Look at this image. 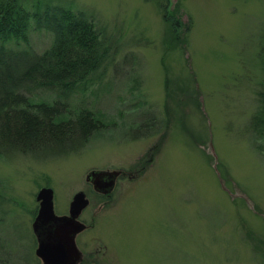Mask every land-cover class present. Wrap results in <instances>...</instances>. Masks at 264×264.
<instances>
[{"label":"rangeland","instance_id":"1","mask_svg":"<svg viewBox=\"0 0 264 264\" xmlns=\"http://www.w3.org/2000/svg\"><path fill=\"white\" fill-rule=\"evenodd\" d=\"M36 1L86 11L118 48L100 81L68 100L103 121L86 145L62 157L0 158V264H39L36 193L52 188L54 211L66 213L76 192L90 191L92 169L131 173L104 207L87 208L94 227L82 236L91 241L85 250L99 241L116 264H264V130L253 124L264 0L22 4L33 14ZM164 11L177 16L178 38ZM28 39L41 53L53 34L35 28Z\"/></svg>","mask_w":264,"mask_h":264},{"label":"trees","instance_id":"2","mask_svg":"<svg viewBox=\"0 0 264 264\" xmlns=\"http://www.w3.org/2000/svg\"><path fill=\"white\" fill-rule=\"evenodd\" d=\"M22 1L0 0V158L67 156L78 152L103 127L99 113L84 106L73 110L68 100L88 80L100 81L118 46L86 11L53 4L39 8L40 1H36L33 6L39 9L31 14ZM33 16L35 24L31 25ZM163 19L176 38L177 16L164 11ZM42 27L53 39L48 48L37 53L29 45L28 34ZM21 43L25 46L17 49ZM259 53L262 60L257 57L254 71L258 70L262 79L255 90L258 109L253 124L261 133L264 50ZM38 92H50L58 98L34 101L31 97Z\"/></svg>","mask_w":264,"mask_h":264},{"label":"water","instance_id":"3","mask_svg":"<svg viewBox=\"0 0 264 264\" xmlns=\"http://www.w3.org/2000/svg\"><path fill=\"white\" fill-rule=\"evenodd\" d=\"M118 174V170L92 169L85 176V181L91 182L97 190L108 192L112 190ZM53 198L54 192L50 187H41L36 193L38 211L32 224L37 238L35 254L42 264H76L80 252L75 236L85 227L77 218L89 200L80 190L73 195L68 214L57 215Z\"/></svg>","mask_w":264,"mask_h":264},{"label":"flooded vegetation","instance_id":"4","mask_svg":"<svg viewBox=\"0 0 264 264\" xmlns=\"http://www.w3.org/2000/svg\"><path fill=\"white\" fill-rule=\"evenodd\" d=\"M260 50H264V49H260ZM106 170H108V169H106ZM108 171H111V170H108ZM118 171H119V174L115 178L114 186H113L111 191L105 192L102 189L97 190L93 187L91 182H89L91 184L90 191L87 193L83 191L85 193V197L89 200V203L81 211V213L79 214V216L77 218L79 221H81L85 225V227L80 232H78L75 236V244H76V246L80 252L79 259L77 260L76 264H116V260L113 259L109 255V252L106 250V246L104 244H102V246H100L98 244V243H100L99 241H95V240L93 241L92 240L93 242L96 243V245H94V246L92 245V247H94V248L91 250H85V248H87L89 246V244H91V241L88 240L86 238V236L85 237H82V236H84L83 234H85L86 231H88L94 227V215L91 216L89 221H87V219L84 217V216H86V212H87L86 210L89 207V205L91 203L94 205H97L98 209L104 207L112 199L113 191L115 189V185L118 182V180H121V179L125 178L126 176L128 178H130V175H129L131 173L130 171H127V170H118ZM71 200H72V198H71ZM70 201L68 203V211L66 213L57 214L55 211L54 212L57 215L68 214ZM36 215H37V212H36ZM36 215H35V217H36ZM87 215H90V214H87ZM35 217H34V219H35ZM34 219L32 221V224L34 222ZM32 232H33V236L35 238L36 247H37V238H36V235L33 231V227H32ZM100 248H103V251H101ZM104 248H105V250H104ZM34 253H35V251H34ZM35 256L37 257L36 254H35ZM37 259H39V264H42L41 259L39 257H37ZM37 263H38V261H37Z\"/></svg>","mask_w":264,"mask_h":264}]
</instances>
